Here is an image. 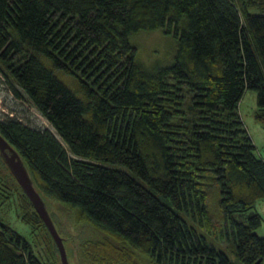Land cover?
<instances>
[{
  "label": "trees",
  "instance_id": "trees-1",
  "mask_svg": "<svg viewBox=\"0 0 264 264\" xmlns=\"http://www.w3.org/2000/svg\"><path fill=\"white\" fill-rule=\"evenodd\" d=\"M154 29L175 50L149 66L134 36ZM0 67L55 130L5 112L0 133L118 258L264 264V158L238 110L255 90L264 125V0H0ZM48 262L0 218V264Z\"/></svg>",
  "mask_w": 264,
  "mask_h": 264
},
{
  "label": "rangeland",
  "instance_id": "rangeland-1",
  "mask_svg": "<svg viewBox=\"0 0 264 264\" xmlns=\"http://www.w3.org/2000/svg\"><path fill=\"white\" fill-rule=\"evenodd\" d=\"M134 40L138 44V57L145 64L153 66L155 63H169L172 60L175 41L171 35L163 33L162 30L139 32L134 36ZM63 77L69 80L68 76L63 75ZM256 109L257 93L253 89H246L238 103V110L252 138L256 152L264 158V125L256 119L254 115ZM5 112L19 116L32 126L47 127L55 131L46 117L28 100L19 85L5 77L0 67V115ZM121 167L136 176V173L128 167ZM38 189L58 232L64 238L69 264H153L138 249L128 253L125 259L118 258L119 252L110 247L112 246L110 244L116 243L117 238L114 235L82 218L78 210L70 204L55 199L40 188ZM25 195L9 168L0 160V218L28 240L35 241L42 255L48 256L49 264H61L57 248L47 230L37 224L34 227L35 233L32 234L29 231L31 225L22 219L25 209L35 210L31 203L32 207L29 206ZM161 199L171 204L166 197H161ZM254 209L263 216V222L257 232L264 236V197L256 200Z\"/></svg>",
  "mask_w": 264,
  "mask_h": 264
},
{
  "label": "water",
  "instance_id": "water-1",
  "mask_svg": "<svg viewBox=\"0 0 264 264\" xmlns=\"http://www.w3.org/2000/svg\"><path fill=\"white\" fill-rule=\"evenodd\" d=\"M0 156L11 174L27 195L35 210L43 220L51 234L60 257L61 264H69L64 238L58 232L56 225L46 207L45 200L36 187L26 163L19 151L0 133Z\"/></svg>",
  "mask_w": 264,
  "mask_h": 264
}]
</instances>
